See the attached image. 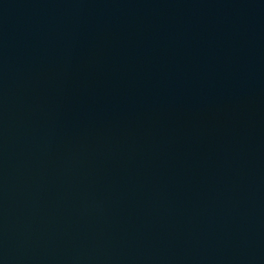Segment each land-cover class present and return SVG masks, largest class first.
Wrapping results in <instances>:
<instances>
[{
  "label": "water",
  "instance_id": "1",
  "mask_svg": "<svg viewBox=\"0 0 264 264\" xmlns=\"http://www.w3.org/2000/svg\"><path fill=\"white\" fill-rule=\"evenodd\" d=\"M0 264H264V0H0Z\"/></svg>",
  "mask_w": 264,
  "mask_h": 264
}]
</instances>
